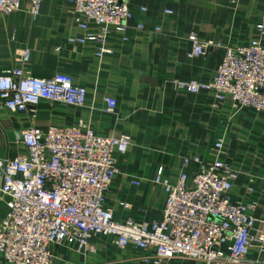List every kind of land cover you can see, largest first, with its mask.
Returning a JSON list of instances; mask_svg holds the SVG:
<instances>
[{
  "label": "crops",
  "instance_id": "0c3cea01",
  "mask_svg": "<svg viewBox=\"0 0 264 264\" xmlns=\"http://www.w3.org/2000/svg\"><path fill=\"white\" fill-rule=\"evenodd\" d=\"M167 7L172 14L163 13ZM72 10L69 0H43L33 21L29 0H22L18 10L0 12V74L24 66L38 78L62 72L87 90L81 106L42 99L27 110L11 111L0 101V158L27 153L22 130L31 125L65 127L83 121L98 135L128 134V150L114 152L118 173L105 206L117 221L150 222L162 218L167 199L163 184L155 182L158 170L162 168V176L171 183L183 171L191 179L199 164L184 165L183 158L198 155L211 161L213 143L223 136L222 158L237 172L231 198L253 204L256 218L249 262L235 264H264L258 241L264 235V110L238 108L231 98L219 101L213 91L190 93L174 84L175 80L211 81L225 45H245L252 39L264 44L257 29L264 23V0H133L129 26L125 32L110 27L113 52L103 57L96 54L97 41H70L98 31L95 24L84 30L85 16ZM141 21L143 29L138 27ZM191 33L207 44L204 54L188 56ZM26 49L30 56L23 62ZM108 97L117 100L113 111L107 109ZM8 209V202L1 200L0 222ZM116 239L111 234L94 237L84 251L77 250L76 240H64L55 247L54 264H158L153 258L145 261L153 251L121 247ZM0 264L4 263L0 260ZM163 264L207 263L175 256Z\"/></svg>",
  "mask_w": 264,
  "mask_h": 264
},
{
  "label": "built area",
  "instance_id": "2783aa9c",
  "mask_svg": "<svg viewBox=\"0 0 264 264\" xmlns=\"http://www.w3.org/2000/svg\"><path fill=\"white\" fill-rule=\"evenodd\" d=\"M22 0H0V12L8 14L21 7ZM43 0H29V11L37 21ZM75 14L85 16L84 30L90 24L96 32L71 37V42L97 41L96 54L112 53L110 27L125 32L133 18V0H69ZM146 11V6H140ZM164 14H172L167 7ZM138 27L145 28L143 21ZM264 35V23L257 24ZM155 30L162 31L161 26ZM189 39V57L202 55L204 43L196 33ZM222 46L221 43H217ZM216 74L209 82L175 80L176 87L190 93L213 91L219 101L231 98L238 108L264 110V44L252 39L245 45H225ZM26 49L21 60L27 62ZM87 90L76 85L66 73L48 78L31 75L27 68H12L0 74V101L11 110H27L42 99L81 106ZM113 111L117 100L106 99ZM27 153L15 158H0V201L9 209L0 222V260L4 264H54L55 247L64 240H76L77 250L84 251L92 238L115 235L121 246L133 245L154 253L147 255L158 264L183 256L201 259L207 264L249 262L248 252L256 218L254 205L233 201L230 195L237 172L222 157L225 138L218 137L212 146L213 159L198 155L183 158L184 165L199 164L190 179L181 172L171 183L158 170L156 183L167 191L161 219L117 221L105 197L118 173L114 152L125 153L130 144L128 134L102 136L83 121L75 126H29L22 130ZM138 183V182H135ZM264 252V235L258 237ZM226 247V248H225ZM153 256V257H151Z\"/></svg>",
  "mask_w": 264,
  "mask_h": 264
}]
</instances>
